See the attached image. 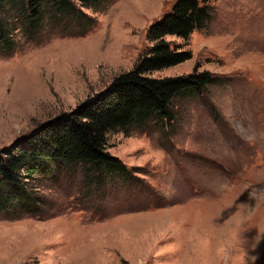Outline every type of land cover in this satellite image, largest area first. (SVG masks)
Instances as JSON below:
<instances>
[{
	"label": "rangeland",
	"instance_id": "1",
	"mask_svg": "<svg viewBox=\"0 0 264 264\" xmlns=\"http://www.w3.org/2000/svg\"><path fill=\"white\" fill-rule=\"evenodd\" d=\"M173 1L102 0L83 35L48 13L31 40L17 30L0 55V148L130 70ZM198 1L207 25L167 37L191 59L151 76L216 81L174 101L171 124L107 135L133 178L79 163L37 175L35 206L0 214V264H264V0Z\"/></svg>",
	"mask_w": 264,
	"mask_h": 264
},
{
	"label": "trees",
	"instance_id": "2",
	"mask_svg": "<svg viewBox=\"0 0 264 264\" xmlns=\"http://www.w3.org/2000/svg\"><path fill=\"white\" fill-rule=\"evenodd\" d=\"M101 1L0 0V55H11L17 49V30L29 40L34 38L47 13L60 26L71 24L72 35L89 32L95 20L85 10L95 8ZM209 20L210 8L205 2L174 0L146 29L149 45L130 70L115 76L73 109L37 124L0 148V214L10 219L27 214L25 210L37 203L30 183L52 166L79 163L89 165L96 177L102 171L133 178L130 170L107 151V135L126 132L134 126L145 129L149 121L171 124L174 101L203 93L216 81L209 72L196 68L181 76H151L191 59L190 51L167 41V37L186 42Z\"/></svg>",
	"mask_w": 264,
	"mask_h": 264
}]
</instances>
